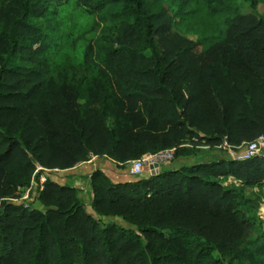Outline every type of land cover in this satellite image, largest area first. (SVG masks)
Returning a JSON list of instances; mask_svg holds the SVG:
<instances>
[{
    "label": "trees",
    "instance_id": "16d2710c",
    "mask_svg": "<svg viewBox=\"0 0 264 264\" xmlns=\"http://www.w3.org/2000/svg\"><path fill=\"white\" fill-rule=\"evenodd\" d=\"M260 135L264 16L238 0H0V264H232L255 229L264 252V155L117 183L95 169L91 212L49 176L44 209L11 201L37 165Z\"/></svg>",
    "mask_w": 264,
    "mask_h": 264
},
{
    "label": "rangeland",
    "instance_id": "374dc122",
    "mask_svg": "<svg viewBox=\"0 0 264 264\" xmlns=\"http://www.w3.org/2000/svg\"><path fill=\"white\" fill-rule=\"evenodd\" d=\"M238 7H239L240 12L243 14H253L257 17L264 16V0H257L256 6L254 8L251 7L248 3L238 0ZM177 30L179 32H183L180 29H177ZM187 36L191 39H195L194 35L187 34ZM201 143L202 141L195 136L186 137L184 144L190 145L188 147L191 149H194V153L186 156V160L189 161L188 163L190 164L203 163L201 162L202 161L201 157H203L204 155H206V158L208 157V159L212 158L211 157L212 155L213 157H215L214 151H218L219 154H222L224 156V159H231V158H234L233 154L236 153L237 151L235 149L230 150L229 148H223V147L205 148L202 145H200ZM205 152H207V154H205ZM147 153L152 155V157L149 158V159H152L151 163L157 164L156 167H153L152 165L153 169L158 170L157 172L153 174H157L163 170H167L168 168H165V166L162 167V165L172 163L175 159L174 157L172 160L160 161L158 163L156 162V160H153V159H156V157H153V154H156L157 152H147ZM258 155H264V151L260 152ZM109 159L110 158L107 156H97V155L90 154L85 161L77 162L73 167L68 168V169L47 170L42 167L36 171V174L30 180L29 185L23 189H20V195H19L20 197L15 198L11 201L17 204L22 203L24 205H28L29 207L44 209V207L37 200V194L41 189L40 187L41 183L39 181V178L40 177L46 178L47 176H49L52 180L57 181L60 184H69V185H72L73 187H76L78 189V197H79L81 204L83 205V207H85L86 210L91 212L92 193H91V188H90V183H89V177L93 170L100 169L101 167L104 168L105 170H108V169L111 170V172H104V173L108 175L109 178H110V175H112L114 177V180H112L111 178L110 179L114 183L134 181V180H137L139 177H142L143 175L142 172L136 175L129 174L127 170L128 163H124L121 165L113 164V163L110 164L108 163ZM112 170H114L115 175H113ZM101 171L103 172V170ZM117 175H121L120 178L122 180L118 179ZM227 181L228 182L232 181V182H235L236 184H239L238 181H233V179L231 178H227ZM252 190L257 192L258 188L255 186L252 188ZM260 194H263L261 190H260ZM259 209L260 208H258L257 210V214L259 215L261 219H264V207L260 209V211ZM102 220L104 222H110V221L116 222L123 227L132 228V226L128 225L126 222H124L123 220L117 217H113V218L105 217ZM256 232H257L256 229L254 231L252 230L251 235L244 242L241 248V252L238 255L227 257L232 262V264H264V252H259L255 248V244L257 243V242H254Z\"/></svg>",
    "mask_w": 264,
    "mask_h": 264
},
{
    "label": "built area",
    "instance_id": "2783aa9c",
    "mask_svg": "<svg viewBox=\"0 0 264 264\" xmlns=\"http://www.w3.org/2000/svg\"><path fill=\"white\" fill-rule=\"evenodd\" d=\"M200 145H202L205 148L209 147L206 143H204L203 140ZM180 146L188 147L190 145L182 144ZM216 147L217 148L218 147L229 148L230 150L235 149L237 150L236 153L233 154V157L235 159H241V160L247 159V158L253 157L259 154L260 152L264 151V136L260 135L256 137L255 139H253L252 141L247 142L245 144H241L236 147L231 146L226 141H224L223 143L219 144ZM174 151H175V147L157 151L156 154H153V157H156V159H153V160H156V162L158 163L160 161L172 160L174 158ZM150 157H152V155H150L149 153H146V154H142L138 158L127 161L126 163H128V169H127L128 173L132 175L140 174L144 166H148V165L152 166L153 165L151 163L152 159H149ZM40 168L42 167L37 165L36 171ZM39 181L42 185V183L45 181V178L40 177Z\"/></svg>",
    "mask_w": 264,
    "mask_h": 264
},
{
    "label": "crops",
    "instance_id": "0c3cea01",
    "mask_svg": "<svg viewBox=\"0 0 264 264\" xmlns=\"http://www.w3.org/2000/svg\"><path fill=\"white\" fill-rule=\"evenodd\" d=\"M211 153H213V152H211ZM205 154H207V152H205ZM214 156L215 157H213V155L211 156L212 158H210V159H208V157L206 158V155H204L203 157H201L202 158V161L201 162H210V161H218V160H220V159H224V156L222 155V154H219L218 153V151H214ZM205 157V158H204ZM186 160V156L185 157H183V156H180V157H177V158H175L174 159V161L172 162V163H168V164H165V165H162V167L163 166H165V168H168V169H174V168H177L178 166H180V165H183V164H190V163H188L189 161H187ZM108 163H113V164H119V163H116V162H114L112 159H109V161H108ZM101 170H103V172H111V170H105L104 168H100ZM158 170L156 169H153V167L151 166V165H148V166H145L144 168H143V171H142V177H147V176H149V174H151V173H155V172H157ZM112 172H113V175H115V172H114V170H112ZM152 175V174H151ZM120 176L121 175H117V177H118V179H121L120 178ZM126 176V175H125ZM110 178L112 179V180H114V177L112 176V175H110ZM122 180V179H121Z\"/></svg>",
    "mask_w": 264,
    "mask_h": 264
},
{
    "label": "water",
    "instance_id": "95a60500",
    "mask_svg": "<svg viewBox=\"0 0 264 264\" xmlns=\"http://www.w3.org/2000/svg\"><path fill=\"white\" fill-rule=\"evenodd\" d=\"M157 166V164H153V167H156ZM152 175H154L153 173H151Z\"/></svg>",
    "mask_w": 264,
    "mask_h": 264
}]
</instances>
